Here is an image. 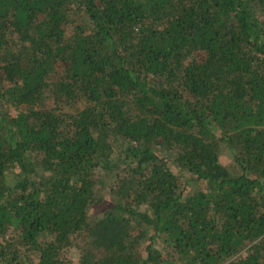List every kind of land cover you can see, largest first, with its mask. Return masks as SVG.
I'll use <instances>...</instances> for the list:
<instances>
[{"label": "trees", "instance_id": "obj_1", "mask_svg": "<svg viewBox=\"0 0 264 264\" xmlns=\"http://www.w3.org/2000/svg\"><path fill=\"white\" fill-rule=\"evenodd\" d=\"M0 264H264V0H0Z\"/></svg>", "mask_w": 264, "mask_h": 264}, {"label": "rangeland", "instance_id": "obj_2", "mask_svg": "<svg viewBox=\"0 0 264 264\" xmlns=\"http://www.w3.org/2000/svg\"><path fill=\"white\" fill-rule=\"evenodd\" d=\"M12 113H13L14 115H16V114H17V110H16L15 108H13V109H12ZM228 160H229V159H228ZM229 163H230V166H231L234 170H236V166H235L234 162L229 161Z\"/></svg>", "mask_w": 264, "mask_h": 264}]
</instances>
